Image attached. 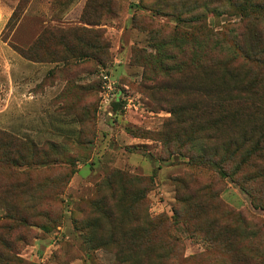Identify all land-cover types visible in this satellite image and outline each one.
<instances>
[{
    "label": "rangeland",
    "instance_id": "obj_1",
    "mask_svg": "<svg viewBox=\"0 0 264 264\" xmlns=\"http://www.w3.org/2000/svg\"><path fill=\"white\" fill-rule=\"evenodd\" d=\"M199 1L194 11L206 13ZM80 2L70 8L58 0H0V130L32 140L40 149L25 157L29 167L13 166L0 145V193L11 182L30 177L29 194L20 196V205L26 206V215H35L28 223L16 222V237L8 250L15 262L10 264H128L118 255L116 244L103 245L111 223L104 213L107 202L126 213L122 219H115V224L120 222L116 230L119 239L123 225L132 222H128L130 213L140 211L136 201L110 195V182L120 184L121 172L128 181H143L146 208L151 216L163 220L152 243L156 249L152 264L159 254L162 264L229 262L232 255L223 250L219 243L222 238L213 242L206 232L216 221L219 227L225 221L241 234L256 231V223L264 234V207L256 206V202L264 204V176L242 180L240 175H222L221 163L215 162L222 138L239 135L233 125L253 122L248 121L249 113L261 120L264 109L230 114L219 130L194 132L199 137L197 146L186 139H181L182 143L166 141L174 138L180 125L171 113L172 105L192 101L188 86L220 79L218 72L205 76L201 62L218 56L214 63L217 69L229 63L231 52L218 43L222 37H210L202 28L192 31L197 21H188L195 6L191 2ZM213 5L219 11L204 15L196 27L205 22L218 33L231 19L225 13L230 6L226 0H213ZM16 8L19 20L11 28L8 22ZM52 27L69 33V49L76 50V57L53 36L31 46L44 28ZM96 32L104 40L100 52L75 38ZM191 32L200 43L195 44ZM81 51L97 53L101 63L96 56H79ZM63 57L70 58L59 60ZM233 62L264 75V67L258 64L240 57ZM241 77L247 78L245 74ZM254 77L260 81L259 76ZM182 113L186 118H207L203 111ZM184 116L186 130L193 132L197 124ZM255 123L256 129L260 128L255 133L259 139L264 121ZM208 134L211 138L206 137ZM201 145L209 148L215 162L206 160L198 148ZM215 151L218 155L213 154ZM256 170L245 166L243 174ZM179 177H186L188 188L178 190ZM197 182L207 183L214 194L205 197L206 207L195 205L197 198L189 203L178 200L190 197ZM197 194L202 196V192ZM38 210H45L49 218L39 217ZM6 221L0 204V222ZM251 240L254 242L255 237L244 242L233 240L234 247L247 246Z\"/></svg>",
    "mask_w": 264,
    "mask_h": 264
},
{
    "label": "trees",
    "instance_id": "obj_2",
    "mask_svg": "<svg viewBox=\"0 0 264 264\" xmlns=\"http://www.w3.org/2000/svg\"><path fill=\"white\" fill-rule=\"evenodd\" d=\"M178 1L180 3H193L195 6L192 8V11L197 8L196 4L200 2L199 0ZM226 2L229 4L230 9L229 12L225 13L228 14L231 19L224 22L222 29L218 31V33H214L212 29H210L211 27L209 24L205 22L199 24L200 27H196L198 25L197 23L204 15L206 16L207 13V15H211L215 10L219 11V9L213 5V0H202L201 6L205 9L206 13L198 10L197 12L194 11L192 12L193 16L188 20L197 21L192 24V31L202 28L203 30L206 29V34H210V37L214 36L213 34H219L222 40L218 43L222 48L229 50L231 55L227 59L229 63L222 64L221 69H217L216 64H214L215 60H219L220 57L218 56H212L208 60L201 62V70L205 76H210L214 72H218L220 79L218 81H206L201 84L194 83L188 86L187 94L191 95L192 101L172 105L171 113L176 115L177 122H180V125L174 138L168 137L165 139L166 141L177 140L179 141L178 143H182L181 141L183 140L181 139H186L187 142H192L197 146V139L199 137H196L194 132H203V130L207 128L219 130L221 129V125L225 124V119L230 114H244L251 109L256 110L259 107H261L262 111L264 109V94L261 93V90L264 92V75L261 71H253L247 66L235 65L233 62L240 57V59L243 58L250 64L255 63L258 64L259 67H264V0H226ZM18 20L19 14L17 15L16 8L10 17L8 25L13 28ZM88 29H85V31H90ZM48 36L59 39L66 49L70 51L71 55L76 57V50L69 49V33L64 30L54 29V27L44 28L31 46L47 40ZM190 37L195 44L200 43L198 37H196L193 32L190 33ZM75 38L81 42V44L97 49L99 52L104 45V40H102L101 35L97 32L93 33V36L76 35ZM211 42H209V44ZM29 49L31 48L29 47L28 50ZM21 51L24 55L27 53L26 50ZM79 56H96L100 63L102 61L97 53L89 55L87 52L81 51L79 52ZM69 58L70 57H63L59 60L68 61ZM242 74H245L247 78H242ZM254 76H259L260 81ZM155 85L159 87L157 84ZM259 87H262V89ZM182 111H203L207 114V118H202L201 115H190L186 118ZM182 116L197 124V128L193 129V132L189 133L186 130V125L183 123ZM249 116L250 118L248 121L253 122H237V124L233 125V131L237 130L239 133V135L237 133L238 136L235 134H228L222 138L219 155L217 151L213 152V154L219 156L216 162L211 158L210 154H208L209 148L206 145L198 147L202 153H205L207 161L221 163L222 168H220V172L222 175H226L227 173L240 175L242 180L264 176V168L260 166V164L263 163L262 160H264V133L259 139L255 138L256 131L260 129H256L255 121L263 122L264 118L257 120L256 117H251L250 113ZM165 133L166 131H163V138L166 136ZM206 137L211 138V134H208ZM253 139H255L254 146L252 145ZM0 145L4 148L3 153H6V156L13 163V166H27L30 163L24 162L25 157L28 154L33 155L35 149L36 152L40 150L36 147L34 141L29 140L28 142L25 139L23 140L3 130H0ZM181 145L185 146L184 144ZM245 166H254L257 170L252 174H246V172L243 174ZM121 175H123V180L120 184L115 185L110 182V195L113 199L123 200L126 198L128 202L136 201L140 204V211L136 212L137 210H133L134 212L130 213L128 222H132L129 225H123L122 239H119L117 238L116 230L120 222L115 224V219H122L126 213L121 207H111L107 202L104 213L111 223L109 224L108 240L105 241L103 245L116 244L118 255L123 257L128 264H152L151 256H153L156 251L152 243L156 240L158 228L163 220L160 216H151L148 208H146V185L143 184V181L138 178L128 181L122 172ZM23 180L24 181L11 182V185L0 193V204L5 209V219H7L6 222H0V261L3 260V264L15 262L14 256H12L8 250L13 247L12 240L16 237L14 234L18 226L16 222L28 223L35 217L33 212L27 213L26 215V206L20 205V196L29 194L27 187L31 182V178L26 177ZM177 181L180 183L178 190L181 187L188 188L186 177H179ZM191 192L193 191L191 190ZM198 192H202V196L197 194ZM207 195H211V197L214 195L208 184L197 182V189L193 194H190V197L187 199L178 198V200L182 203H189L191 199L197 198L195 199V205L200 203L206 207L205 197ZM28 196H31L32 199H37L36 195ZM26 201L30 202L29 200ZM257 204L256 202L257 207H264V204ZM92 205H96V202L92 203ZM36 214L39 217L49 218L45 210H38ZM239 217L241 222L246 223L243 217L240 215ZM211 223L213 224L212 221ZM216 223L211 225L206 235L213 242H218L219 239L222 238L219 243L223 250L230 252L232 255V259L229 262H227L228 260L221 261L219 264H264V234H261V229L258 228L259 226L256 223H254V229L256 231H251L248 234L246 232H244L245 234L238 233L236 227H232L230 223L225 221L222 223L220 222L222 224L220 227ZM251 237H255L254 242L251 240V243L247 246H241L239 248L234 247L233 240L244 242ZM141 249L142 251L140 255H138ZM156 264H162L160 254L157 255Z\"/></svg>",
    "mask_w": 264,
    "mask_h": 264
},
{
    "label": "crops",
    "instance_id": "obj_3",
    "mask_svg": "<svg viewBox=\"0 0 264 264\" xmlns=\"http://www.w3.org/2000/svg\"><path fill=\"white\" fill-rule=\"evenodd\" d=\"M58 1H60L62 3V6H64V7L71 6L70 8H74L75 6H77L81 3L80 0H58ZM32 2H33V0H32Z\"/></svg>",
    "mask_w": 264,
    "mask_h": 264
},
{
    "label": "built area",
    "instance_id": "obj_4",
    "mask_svg": "<svg viewBox=\"0 0 264 264\" xmlns=\"http://www.w3.org/2000/svg\"><path fill=\"white\" fill-rule=\"evenodd\" d=\"M107 86H108L110 89L113 88L112 85H111V83H108Z\"/></svg>",
    "mask_w": 264,
    "mask_h": 264
}]
</instances>
